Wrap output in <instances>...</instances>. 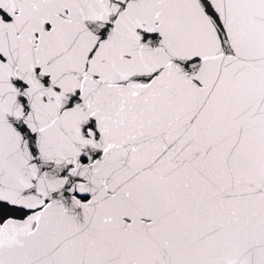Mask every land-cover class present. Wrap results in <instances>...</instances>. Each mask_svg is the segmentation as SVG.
I'll list each match as a JSON object with an SVG mask.
<instances>
[{
  "label": "snow or ice",
  "instance_id": "obj_1",
  "mask_svg": "<svg viewBox=\"0 0 264 264\" xmlns=\"http://www.w3.org/2000/svg\"><path fill=\"white\" fill-rule=\"evenodd\" d=\"M0 264H264V0H0Z\"/></svg>",
  "mask_w": 264,
  "mask_h": 264
}]
</instances>
